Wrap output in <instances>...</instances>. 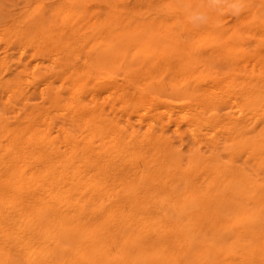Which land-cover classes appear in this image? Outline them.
<instances>
[{
	"label": "bare ground",
	"instance_id": "obj_1",
	"mask_svg": "<svg viewBox=\"0 0 264 264\" xmlns=\"http://www.w3.org/2000/svg\"><path fill=\"white\" fill-rule=\"evenodd\" d=\"M162 1L151 29L124 0L20 10L28 40L49 39L34 54H64L37 76L0 59V264H264V79L242 91L246 123L218 117L229 85L203 88L193 63L218 49L233 68L242 50L215 49L211 21L191 32L190 10Z\"/></svg>",
	"mask_w": 264,
	"mask_h": 264
},
{
	"label": "rangeland",
	"instance_id": "obj_2",
	"mask_svg": "<svg viewBox=\"0 0 264 264\" xmlns=\"http://www.w3.org/2000/svg\"><path fill=\"white\" fill-rule=\"evenodd\" d=\"M31 1L32 0H0V56H1L0 59H2L5 63L7 62L6 64H8V66H10V69H11V71L13 73L16 72V71H20L23 68V67H21L19 65H25L26 64L24 71H26L30 76L31 75L37 76V75H40V74H48V71L45 69V65L47 66L48 61L50 59H52L53 57H55L54 54H57L56 57L60 58L64 54V51L60 50V49H58V50L54 49V50L50 51V53L47 54V55H40V53H37V54H39V56H38L37 54H34L33 48L36 47V46H39L43 50L46 46H48L49 39L46 38V37H42L41 38V34L38 31L35 34V37L32 40H28L29 39L28 37L30 35V30L31 29H24L25 26H26L24 21H18L16 19H18L22 15V13L19 14L21 12L20 10L24 11V10L30 8V6L34 5V3H36V2H40L42 4L48 5V4L54 3L56 0H36V2H35V0H33L32 2ZM245 1H246L247 5L245 4ZM259 3L261 5H259ZM124 5L129 7V8H132L133 11H138L140 13V16H141V19H142V27L149 28V29L154 28L156 25L158 26L160 24V22H161L160 20H162L158 16V14L156 13L155 8H160V11L159 10L158 11L161 12V13H163L164 9H165V7H162L164 5V2L162 0H124ZM174 5H176L177 8H183V9L185 8L186 11L190 10L189 11L190 14L193 11H202V12H206L209 15L210 21H211L210 22L211 23V27L208 28L209 30L207 29V31H205V32H207L206 34H208L206 39L208 40V43L211 44V45H214L216 43L214 45L215 49H216L218 44L219 45H226V46H230L232 44L230 47H227V49H230V50H232L231 47H233V49H235L236 48V47H234L235 45L239 46V48H241L242 55L239 58L240 62L233 68H232L231 65L228 66L227 63H225V64L222 63V62H224L223 61L224 58H222V57H225L226 53H224L223 51H218V49H217V50L212 51L211 54L209 53V51H204V53H203L204 58L198 59L197 62L193 63V67H194L193 70L198 75L200 74V77H202V78L205 77L206 78V79L204 78L205 79V83H203L204 84L203 88H212L213 86L217 87V85H219V87H220V86L223 85L222 83H228V85H229L228 91L230 92V96L232 95L231 96L232 99L229 100V101H225V103L223 105H225V104L226 105L224 107H223V105H221L222 108L219 106L216 109L215 113H216V115L218 117H223L224 114L225 115L229 114V115H231L233 117L235 116L234 118L235 119L237 118L238 121L240 122V124L243 125V123H246L245 119L247 120V118L250 117L249 116L250 113H248L247 112L248 110L245 109L246 107L244 105H246V104H245V102L243 100L244 98L242 96V91H244V89L247 90L249 88L254 89L256 86H257L256 88H257L258 91H259V86H260V90H261V83L258 82V81L260 79H264V76H261V75H264V70L261 69V68H264V67H262V66H264V59L261 58V57H264V51H261L262 49H264V40H262V38H264V34H262V33H264V31H262V30H264V8H262V7H264V0H248V1L247 0H243V7H245V8H243V11H241L239 15H235V16H233V14L231 13V11L228 8L225 10V9H223L222 6H220L221 7L220 8V7H216V6L210 5L209 0H195V2H194V0H175L174 1ZM257 6H258V8H256ZM89 10L92 12L93 17L96 20H100V19L102 20L104 18V16H105V13H106V7H105V4L103 2L91 5ZM228 13H229V15H227ZM248 13L250 14L249 17H248ZM244 15H246V16H244ZM178 16L180 18V21H184L185 20L184 16H182L180 13H179ZM227 18H229V19H227ZM188 19H189V17H186V24H187V27H188L187 29L188 30L191 29L190 31L191 32L194 31L195 33L196 32L197 33L200 32L198 28L193 27L191 23L189 24L190 20H188ZM239 19H240V21H239ZM215 21L218 23V24L216 23V26H215ZM14 25H17V26H14ZM189 25H190V27H189ZM231 27H233V28H231ZM210 28H211V30H210ZM254 28H257L258 30L254 29ZM174 29H176V28H174ZM216 29H217V31H216ZM26 30L29 31V32L27 33ZM255 30H257V31L260 30V31L257 32ZM212 31L213 32L216 31V32H214V35L215 34H217V35L214 36ZM236 32H237V36L238 35L240 36L239 40H236L237 36L235 38L234 37L227 38L230 33L233 34V33H236ZM209 33H210V36H209ZM251 33H253V34H251ZM22 34H25L26 37L22 36ZM176 35L179 36V37L181 36L180 39L182 41H186L187 40L186 32H182V31L178 32L176 30ZM219 35H221V36H219ZM257 35H259V36H257ZM222 36H223L224 39L221 38ZM252 36H257V38L256 37H252ZM253 38H254V41L256 39L255 42L253 41ZM15 39H17V40H15ZM11 40H14V41H11ZM227 41L229 42L230 45L228 44ZM13 42H16V43H13ZM224 42H227V43L224 44ZM221 43H223V44H221ZM234 43H236V44L234 45ZM15 44H16V46H15ZM246 45H247L248 48H250L249 49L250 51L248 50V48H246ZM12 46H14V47L12 48ZM260 47H262V48H260ZM257 51L260 52L261 54L259 55V53ZM252 52H254V53L256 52V55H254V53L252 54ZM206 54H207V56H206ZM208 54H210V56ZM223 54H225V55H223ZM2 55H3V57H2ZM221 55H223V56H221ZM32 56L35 58V61H34V58ZM215 57H216V59H215ZM217 57L219 58V60H217ZM248 57H249V59H248ZM220 60H222V62ZM259 60L262 62V65H261ZM256 61H257V63L259 62V64H257ZM218 62H221V64L218 63ZM250 62L253 65H250L251 64ZM248 63H249V65H248ZM40 64H43V65H40ZM226 64H227L228 68L225 67ZM241 64H242V66H241ZM11 66H13V67H11ZM247 67L248 68L250 67V69H248ZM251 67H252V69H251ZM224 68H227L228 70H225ZM238 68H239V70H237ZM212 70H215V71H212ZM259 70L262 71V72H260ZM206 71L207 72L210 71V72H208V74L211 73V75L210 74L209 75L206 74L207 73ZM223 71H224V74H223ZM216 72L219 73V74H217ZM252 72L255 73V74L258 73L257 76L254 75V74L252 75ZM214 73H216V74H214ZM8 74H9L8 72H6V71L2 72L0 70V76L7 77ZM222 74H223L224 78L222 77ZM233 74L234 75L237 74L236 77ZM250 74L253 77H251ZM259 76H261V77H259ZM217 77H219V78H217ZM211 79L213 80V82H212ZM253 79H254V81H253ZM227 80H230V81H227ZM240 80H242V81H240ZM256 80H257V82H255ZM142 81H143V79H142ZM233 82H234V84H233ZM206 83H208V84H206ZM257 83H259V84H257ZM25 84L26 83L24 82L23 85H25ZM245 84H247L248 87ZM248 84H251V85H248ZM262 87H264V86H262ZM262 90H264V88H262ZM239 93H240L241 97H240ZM262 95H264V94H262ZM238 96H239V98H238ZM240 98L242 100H240ZM38 102H39L38 99H36L34 96L28 97V103L29 104L38 103ZM242 102H244V105L241 104ZM236 104H238V105L240 104V105L243 106L241 108V110H242L241 112H237L238 109H236L237 107L234 106ZM227 106L231 107V109L228 108ZM223 108L225 110H223ZM243 109L246 110L245 113L247 112L244 116L248 115L249 117L247 116V118L245 117V118L241 119L240 117H244L243 114H242V113H244ZM259 113H257V115ZM236 114H237V116H236ZM257 115H256V117L259 116L258 118L262 117L260 115H258V116ZM261 115H262V113H261ZM144 117H145V115H144ZM243 119H244V122H243ZM249 121H250V119H249ZM168 135H170L171 138L175 141V143H177L176 142V140H177L176 135L172 131H169ZM206 137L210 138L211 136L210 135H206ZM188 140H189L188 136H186L185 139H183V143L184 144H182V146L180 147V148H182V150L186 149L185 145L188 143ZM202 150H205V152H207V154H210L209 152L213 151L211 146L202 147Z\"/></svg>",
	"mask_w": 264,
	"mask_h": 264
},
{
	"label": "clouds",
	"instance_id": "obj_3",
	"mask_svg": "<svg viewBox=\"0 0 264 264\" xmlns=\"http://www.w3.org/2000/svg\"><path fill=\"white\" fill-rule=\"evenodd\" d=\"M210 5L220 7L226 6L233 15H239L243 10V0H209ZM190 23L194 27H201L210 22V17L206 12L195 11L189 16Z\"/></svg>",
	"mask_w": 264,
	"mask_h": 264
}]
</instances>
